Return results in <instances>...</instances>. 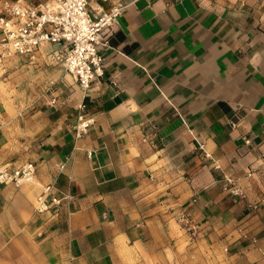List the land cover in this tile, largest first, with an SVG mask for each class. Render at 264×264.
<instances>
[{"label":"crops","instance_id":"crops-1","mask_svg":"<svg viewBox=\"0 0 264 264\" xmlns=\"http://www.w3.org/2000/svg\"><path fill=\"white\" fill-rule=\"evenodd\" d=\"M102 53L85 93L53 92L20 117L0 93V166L36 164L32 182L0 184V264L264 261V236L259 254L221 251L248 201L245 223L264 227V0H138ZM82 99L94 120L77 138ZM49 181L61 203L36 213Z\"/></svg>","mask_w":264,"mask_h":264},{"label":"built area","instance_id":"built-area-1","mask_svg":"<svg viewBox=\"0 0 264 264\" xmlns=\"http://www.w3.org/2000/svg\"><path fill=\"white\" fill-rule=\"evenodd\" d=\"M109 1L110 7L105 9L100 0H5L0 9V60L17 55L33 63L59 62L85 93L104 75L102 47L107 45V36L122 12L138 0ZM85 106L83 99L77 105V121L73 126L77 138L94 120L86 116ZM199 147L208 155L202 144ZM90 154L88 151L87 155ZM63 166L60 163L58 169ZM35 172L36 164L32 160L14 166L4 164L0 166V184L18 187L32 182ZM56 177L57 174L53 179ZM40 188L34 212L55 211L61 199L53 192L54 182L41 183ZM224 188L245 196L243 189L227 176ZM178 220L191 238L197 234V225L185 211H181ZM223 250L227 251L228 245Z\"/></svg>","mask_w":264,"mask_h":264},{"label":"rangeland","instance_id":"rangeland-1","mask_svg":"<svg viewBox=\"0 0 264 264\" xmlns=\"http://www.w3.org/2000/svg\"><path fill=\"white\" fill-rule=\"evenodd\" d=\"M4 1L0 0V9ZM76 85L78 86L73 76L66 72L59 62L33 63L17 55L0 60V93L5 102H11L16 110L19 109L17 113L20 110L23 112L29 108L34 109L46 105L44 101L53 92L58 93V95H62L65 90L72 92V88H75ZM258 200L264 202V196H260ZM248 203L250 205L252 202L248 201ZM249 205L246 207V211L240 215V220H236L237 222L234 223L232 228L236 231V240L234 239V241L238 242L237 245L233 247V241L222 244L221 251L223 255H232L233 253L245 255L246 245L249 246L248 250L254 251L252 255L259 254L258 251H261L259 250L258 241L259 238L264 236V227L250 228L246 224L247 222L245 223L254 214L250 212L254 211L255 208L253 209V205ZM244 216L245 220L242 218ZM232 230L226 235L231 233ZM198 232L192 237L193 239L198 236ZM252 238H255V240H252ZM224 245H228L227 251L223 250ZM260 255H264V252L261 251ZM252 264H264V261H253Z\"/></svg>","mask_w":264,"mask_h":264},{"label":"bare ground","instance_id":"bare-ground-1","mask_svg":"<svg viewBox=\"0 0 264 264\" xmlns=\"http://www.w3.org/2000/svg\"><path fill=\"white\" fill-rule=\"evenodd\" d=\"M25 183H28V182H25Z\"/></svg>","mask_w":264,"mask_h":264}]
</instances>
